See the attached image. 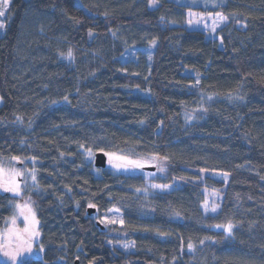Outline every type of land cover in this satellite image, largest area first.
I'll return each mask as SVG.
<instances>
[{"label": "trees", "instance_id": "16d2710c", "mask_svg": "<svg viewBox=\"0 0 264 264\" xmlns=\"http://www.w3.org/2000/svg\"><path fill=\"white\" fill-rule=\"evenodd\" d=\"M189 8L11 0L0 160L36 167L24 197L43 246L21 264H264V0L200 6L228 17L215 37L186 26ZM99 150L155 156L165 169L151 180L181 185L147 192L141 173L96 167ZM205 188L223 192L214 213L203 210ZM11 197L0 191V228ZM109 212L123 223L102 221Z\"/></svg>", "mask_w": 264, "mask_h": 264}, {"label": "rangeland", "instance_id": "374dc122", "mask_svg": "<svg viewBox=\"0 0 264 264\" xmlns=\"http://www.w3.org/2000/svg\"><path fill=\"white\" fill-rule=\"evenodd\" d=\"M180 3L190 4L193 8H189L187 11V20L186 26L189 29H203L207 32L209 37H215L216 32L220 29L226 21L219 20L216 15L217 12H211L207 10H201L199 7H214L217 5H222L226 3L227 0H177ZM11 0H0V31L5 29V17L7 14L8 5ZM220 13V12H219ZM222 14V13H220ZM224 15V14H222ZM225 16V15H224ZM192 21V23H189ZM214 29V30H213ZM145 62V61H143ZM146 63H143V66H146ZM142 68V66H141ZM140 68V70H141ZM3 100L0 96V105ZM109 160L112 159L113 163L107 164V168L114 172H125V173H141L147 179V192L156 193L170 191L175 187L181 185L179 180H174L170 184H159L153 182L151 178H155L158 175H162L165 169V166L160 160L155 156H138V155H124L116 152L107 153ZM109 154H112L110 157ZM115 156H124L132 160L141 161L144 166L143 168H120L117 169L114 167ZM93 160V156H92ZM145 166H155L154 170L146 169ZM35 172L36 180L32 179V171ZM23 172V176H15L14 173ZM211 175L216 178H222L227 180L228 176L222 174L221 172H203L202 176ZM13 181H16L20 184L21 191L17 194L7 189L13 186ZM37 169L34 167V164H24L20 159H4L0 160V191L9 194L11 197V203L13 205V213L7 219L6 224L3 228H0V262L5 264H21L25 260H28L33 257H41L43 249L42 245V232L40 228V221L37 215V211L34 203L29 198L24 197V193L33 189L37 186ZM155 185H167L168 187H154ZM205 201L203 203V210L205 213H214L216 212L221 205L223 192L219 189L214 188H205ZM213 208L215 209L213 211ZM102 221L107 223L120 222L121 219L115 212H109L102 215ZM113 221V222H110ZM229 225H216V229H225L229 232L232 231L233 225L229 230ZM37 232L38 235L31 237L29 233ZM30 242L31 249L29 250L27 244ZM17 253L15 258L11 255H5V253Z\"/></svg>", "mask_w": 264, "mask_h": 264}, {"label": "snow or ice", "instance_id": "6c2138e0", "mask_svg": "<svg viewBox=\"0 0 264 264\" xmlns=\"http://www.w3.org/2000/svg\"><path fill=\"white\" fill-rule=\"evenodd\" d=\"M0 14H2V13H0ZM216 15L218 16L219 20H221V21H226L228 19L227 16H224V15H222L220 13H217ZM189 23H192V21H189ZM2 26L3 25H0V27H2ZM68 55L71 56V52H69ZM65 99H67V98L65 97ZM89 155H92L91 151H89ZM109 155H110V157L112 156V154H109ZM14 159L18 160L19 157H16ZM33 159H35V158H33ZM114 159H115L114 167H116L117 169H120V168L127 169V168H130V167L131 168H143V166H144V164L141 161L132 160V159H129L128 157H124V156H115ZM109 163H113V160L110 159ZM30 171H32V170H30ZM14 175L15 176H23L24 173L23 172H16V173H14ZM32 179H33V181L36 180V175H35L34 171H32ZM154 187H168V186L167 185H163V186L155 185ZM7 190L18 194L21 191L20 184L18 182H16V181H13V186L8 188ZM214 210L215 209L213 208V211ZM110 222H113V221H110ZM120 223H123V221H120ZM230 229H231V225H229V230ZM36 235H38L37 232L29 233L30 238L34 237ZM27 247H28L29 250L31 249L30 242L27 244ZM42 247L43 246L41 245V249H42ZM191 247H192V245H189V248H191ZM17 254H18V252L17 253H7V252L5 253V255H11V256H13V258H15V255H17Z\"/></svg>", "mask_w": 264, "mask_h": 264}, {"label": "water", "instance_id": "95a60500", "mask_svg": "<svg viewBox=\"0 0 264 264\" xmlns=\"http://www.w3.org/2000/svg\"><path fill=\"white\" fill-rule=\"evenodd\" d=\"M94 165L96 167H106L108 162H109V157H108V154L106 151L104 150H99L97 151L95 154H94ZM146 169H149V170H154L155 169V166H145ZM97 209L95 207H88V212L89 214H94L96 213ZM98 224L101 225L102 228H105V225L98 221ZM79 263V259L76 260L75 264H78Z\"/></svg>", "mask_w": 264, "mask_h": 264}]
</instances>
